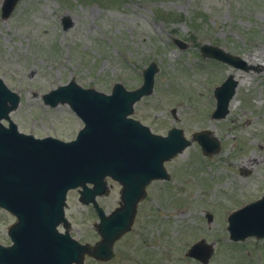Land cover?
I'll use <instances>...</instances> for the list:
<instances>
[{
    "label": "rangeland",
    "instance_id": "1",
    "mask_svg": "<svg viewBox=\"0 0 264 264\" xmlns=\"http://www.w3.org/2000/svg\"><path fill=\"white\" fill-rule=\"evenodd\" d=\"M1 2L0 78L20 97L10 113L20 131L73 139L83 122L68 104H44L43 93L71 78L105 93L115 82L133 89L153 61V92L134 104L132 116L158 134L177 126L190 139L207 130L220 145L201 156L192 141L168 161L170 178L147 186L137 221L114 245L115 256L86 258L85 264H203L185 255L199 239L212 244L206 264H264V237L234 241L226 229L228 215L263 192L264 0H17L6 19ZM203 43L239 55L250 68L203 57ZM229 75L238 82L235 100L224 117L213 118L214 88ZM108 183L109 195L98 198L106 211L120 193L119 184ZM66 202L71 235L93 243L95 211L78 200L77 190ZM14 220L0 208V243L10 242Z\"/></svg>",
    "mask_w": 264,
    "mask_h": 264
},
{
    "label": "water",
    "instance_id": "2",
    "mask_svg": "<svg viewBox=\"0 0 264 264\" xmlns=\"http://www.w3.org/2000/svg\"><path fill=\"white\" fill-rule=\"evenodd\" d=\"M16 2L3 1L2 19L9 16ZM68 26V18L63 19V28ZM200 52L248 69L244 60L218 46L205 43ZM156 71L151 62L143 70L141 86L134 90L115 83L107 94L84 88L71 78L44 93L45 104L53 107L67 103L83 121V127L70 141L52 136L38 138L18 131L9 112L18 106L19 96L0 79V207L16 218L8 227L12 244H0V264H84L85 254L97 260L110 259L114 241L130 229L137 204L146 196V186L154 179L168 177L164 162L180 153L191 140L197 141L206 154L218 151V141L206 130L193 133L191 140L175 127L163 136L128 117L133 104L153 91ZM236 85L229 75L215 88L214 118L228 113ZM2 119L8 121V126L2 124ZM107 176L121 185L119 205L109 214L96 201V195L109 193ZM73 188H78L79 201L92 203L99 217L95 228L100 239L93 245L81 243L69 233L64 208L66 194ZM60 224L63 232L58 230ZM227 229L232 240L264 236V195L233 211L228 216ZM211 252V245L200 240L188 254L206 263Z\"/></svg>",
    "mask_w": 264,
    "mask_h": 264
},
{
    "label": "bare ground",
    "instance_id": "3",
    "mask_svg": "<svg viewBox=\"0 0 264 264\" xmlns=\"http://www.w3.org/2000/svg\"><path fill=\"white\" fill-rule=\"evenodd\" d=\"M244 83H245V79H243V80H241V81L239 82L240 85H242V84H244ZM234 100H235V97L232 99L231 103H233Z\"/></svg>",
    "mask_w": 264,
    "mask_h": 264
},
{
    "label": "flooded vegetation",
    "instance_id": "4",
    "mask_svg": "<svg viewBox=\"0 0 264 264\" xmlns=\"http://www.w3.org/2000/svg\"><path fill=\"white\" fill-rule=\"evenodd\" d=\"M137 221V217H136V219L134 220V224H135V222ZM134 226V225H133ZM133 228V227H132ZM128 234V233H127Z\"/></svg>",
    "mask_w": 264,
    "mask_h": 264
}]
</instances>
